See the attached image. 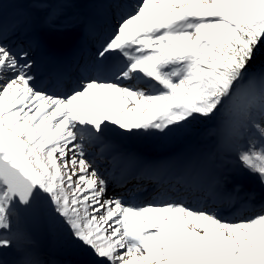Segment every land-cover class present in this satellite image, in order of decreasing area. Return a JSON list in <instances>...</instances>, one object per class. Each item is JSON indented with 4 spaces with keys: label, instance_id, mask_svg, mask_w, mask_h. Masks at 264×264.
Masks as SVG:
<instances>
[{
    "label": "snow or ice",
    "instance_id": "snow-or-ice-1",
    "mask_svg": "<svg viewBox=\"0 0 264 264\" xmlns=\"http://www.w3.org/2000/svg\"><path fill=\"white\" fill-rule=\"evenodd\" d=\"M78 2L0 0V264H264V0Z\"/></svg>",
    "mask_w": 264,
    "mask_h": 264
},
{
    "label": "bare ground",
    "instance_id": "bare-ground-1",
    "mask_svg": "<svg viewBox=\"0 0 264 264\" xmlns=\"http://www.w3.org/2000/svg\"><path fill=\"white\" fill-rule=\"evenodd\" d=\"M91 5H95V3H94V0H93V2H92V4ZM73 11L74 12H76V9H73ZM75 35H76V33H71V35L70 36H68V40L69 41H73L74 39H75ZM63 36H66V35H63ZM53 38H55V39H53V40H56V38L57 37H55V36H52ZM136 141V140H135ZM197 141H201V138H200V136L197 138ZM136 142H138V141H136ZM139 143V142H138ZM130 144V143H129ZM141 144V146L142 147H140V151H150V152H153V151H155V150H157V148H146V145L145 144H142V143H140ZM132 145H130L129 147H131ZM38 239H39V237H38ZM50 243V242H49Z\"/></svg>",
    "mask_w": 264,
    "mask_h": 264
},
{
    "label": "rangeland",
    "instance_id": "rangeland-1",
    "mask_svg": "<svg viewBox=\"0 0 264 264\" xmlns=\"http://www.w3.org/2000/svg\"><path fill=\"white\" fill-rule=\"evenodd\" d=\"M199 128H200V126L198 125V131H199ZM146 139H147L146 143H148V144L150 143V144H152V146L161 145L163 143V141L165 142V140H160L159 138H155V137H147ZM239 182L244 183L246 187L249 186L246 181L241 180Z\"/></svg>",
    "mask_w": 264,
    "mask_h": 264
},
{
    "label": "trees",
    "instance_id": "trees-1",
    "mask_svg": "<svg viewBox=\"0 0 264 264\" xmlns=\"http://www.w3.org/2000/svg\"><path fill=\"white\" fill-rule=\"evenodd\" d=\"M262 59H264V57H262ZM259 62V61H258Z\"/></svg>",
    "mask_w": 264,
    "mask_h": 264
}]
</instances>
